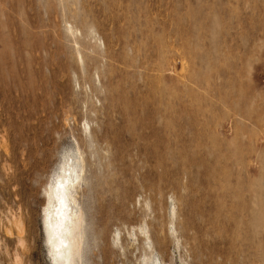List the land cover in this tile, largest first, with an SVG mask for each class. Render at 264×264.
Listing matches in <instances>:
<instances>
[{
  "label": "rangeland",
  "instance_id": "374dc122",
  "mask_svg": "<svg viewBox=\"0 0 264 264\" xmlns=\"http://www.w3.org/2000/svg\"><path fill=\"white\" fill-rule=\"evenodd\" d=\"M66 156L81 264H264V0H0V264Z\"/></svg>",
  "mask_w": 264,
  "mask_h": 264
},
{
  "label": "bare ground",
  "instance_id": "6f19581e",
  "mask_svg": "<svg viewBox=\"0 0 264 264\" xmlns=\"http://www.w3.org/2000/svg\"><path fill=\"white\" fill-rule=\"evenodd\" d=\"M81 170L77 158L66 156L47 186L43 228L53 264H81V210L72 193Z\"/></svg>",
  "mask_w": 264,
  "mask_h": 264
}]
</instances>
